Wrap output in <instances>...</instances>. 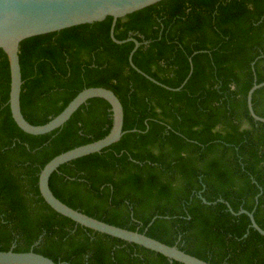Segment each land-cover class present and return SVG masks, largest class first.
<instances>
[{
    "label": "trees",
    "instance_id": "16d2710c",
    "mask_svg": "<svg viewBox=\"0 0 264 264\" xmlns=\"http://www.w3.org/2000/svg\"><path fill=\"white\" fill-rule=\"evenodd\" d=\"M113 19L24 40L26 120L44 125L84 89L112 90L124 108L118 143L62 165L50 188L91 217L145 233L210 264H264V123L247 94L264 82V0H164ZM10 67L0 49V251H34L63 264H182L82 227L42 198L54 157L107 136L110 104L94 98L65 125L34 136L15 123ZM264 118V87L253 96ZM133 130H137L133 132ZM202 196L207 202L204 203ZM224 201V202H221ZM155 219V220H154Z\"/></svg>",
    "mask_w": 264,
    "mask_h": 264
},
{
    "label": "water",
    "instance_id": "95a60500",
    "mask_svg": "<svg viewBox=\"0 0 264 264\" xmlns=\"http://www.w3.org/2000/svg\"><path fill=\"white\" fill-rule=\"evenodd\" d=\"M164 0H0V49L9 60L10 67V98L9 104L12 117L17 126L27 134L40 136L49 134L65 125L74 113L89 100L100 98L106 100L111 106L112 128L107 136L95 142L78 146L66 151L49 161L39 174L38 186L44 201L58 214L69 218L73 222L93 231L120 239L122 241L139 245L155 253L161 254L171 262L182 264H210L200 258L186 253L177 246H170L159 240L147 236L145 233L132 231L115 225L108 224L91 217L79 210L71 208L58 199L50 188V178L58 169L69 162L79 158L99 153L107 147L118 143L127 133L124 131V108L118 96L110 89L103 87H91L82 90L56 117L44 125L29 123L22 113L21 94L23 87L22 71L20 65V45L29 38L59 32L65 29L102 22L108 17L113 19L110 36L113 42L123 44L134 42L135 46L129 56L132 68L147 79L158 83L156 80L142 72L133 62V55L140 47V43L134 39L118 40L114 31L118 19H123L135 12L141 11ZM191 71L181 87L172 91L181 90L192 74ZM264 87V82L255 83L247 94V107L251 117L264 123V118L256 114L253 106L255 92ZM137 130H133L135 132ZM204 203L207 202L202 196ZM221 202H224L221 200ZM225 203V202H224ZM230 211L235 214H246L250 218L251 227L264 235V230L257 224L254 214L246 210L235 213L226 203ZM155 220V219H154ZM0 264H63L56 263L52 259L36 253L0 251Z\"/></svg>",
    "mask_w": 264,
    "mask_h": 264
}]
</instances>
